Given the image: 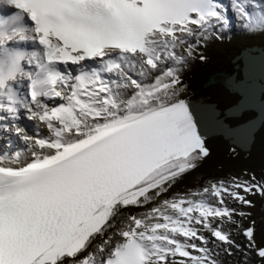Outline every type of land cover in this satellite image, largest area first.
Returning <instances> with one entry per match:
<instances>
[{"label": "bare ground", "instance_id": "1", "mask_svg": "<svg viewBox=\"0 0 264 264\" xmlns=\"http://www.w3.org/2000/svg\"><path fill=\"white\" fill-rule=\"evenodd\" d=\"M233 4L238 5H231L230 8L226 0H215L211 11L216 16L207 15L198 19L194 25L182 24L175 28L174 39L152 35L154 51L160 54L154 69L139 56L127 55L118 70L108 72L111 86L104 96L109 99L108 105L92 97H83L86 106H73V112L62 121L64 129L61 127L57 135L44 133L45 136H39L38 123L34 130L33 122L29 123L31 127L25 126L29 132L19 131V122L11 124L9 128L12 132H5V139L13 135V140L17 142L16 148L15 145L9 148L18 149L19 156H15L14 150L11 156L1 154L0 158L15 163L25 161L28 157L48 156L61 145L72 144L103 129L160 109L178 107L189 99L215 105L219 110L231 107L237 101L236 94L228 92L222 85L207 89L203 85L209 76L216 73L232 74L233 65L230 62L238 52L259 46V40L264 37V0H233ZM230 15L237 16L238 20H228ZM126 75L135 83L127 81ZM237 78L240 79V74ZM31 111L28 107L26 116H32ZM247 113L237 119H227V123L241 124L250 119ZM198 119H204L200 122L210 135L207 117L199 113ZM201 123L196 122L195 127L203 135L204 127ZM32 133L39 136L37 141L44 138L48 142L51 140V147L40 151L34 149L30 140ZM20 137L24 142L18 141ZM254 138L247 152H242L216 136L200 143L188 158L171 162L152 174L142 186V190L147 191L142 198L135 203L115 206L108 223L85 247L72 257L61 256L58 263L96 264L109 254L111 248L124 242V233L129 234L130 238L142 236L163 217L173 219L176 216L178 219L181 214L177 213L176 208L182 206L179 202L189 205L196 197L202 202L204 213L201 216L194 213L185 219V226L178 225L181 230L174 234L180 242L179 253L150 243L149 264L213 263L211 260L220 258L224 246L229 247L230 243L223 244L218 237L227 234L235 236L238 230L243 229L237 228L226 218L229 212L237 221L248 224L242 233L249 230L250 241H253L251 221L254 215H258L256 193L262 181L254 175V162L261 160L260 150L264 152V137L258 139L255 134ZM236 195L238 198L234 200ZM192 230L201 238L200 241L184 238V231ZM243 234L239 237L247 242ZM256 252L252 253V260L258 257V248Z\"/></svg>", "mask_w": 264, "mask_h": 264}, {"label": "water", "instance_id": "2", "mask_svg": "<svg viewBox=\"0 0 264 264\" xmlns=\"http://www.w3.org/2000/svg\"><path fill=\"white\" fill-rule=\"evenodd\" d=\"M230 63L233 65L232 74L211 75L203 88L222 85L226 90L237 95V101L225 110H217L215 105H205L203 101L193 100L195 107L191 111L199 123L200 120H204L198 119L199 113L204 114L208 119L206 122L211 133L209 135L201 123L204 127L202 136L206 135L207 138L220 136L224 140H230L228 142L230 145L247 152L255 139L254 135L264 126V48L243 49ZM239 74L240 79L237 78ZM247 112H253L254 117L238 125L227 123L226 119H237Z\"/></svg>", "mask_w": 264, "mask_h": 264}, {"label": "rangeland", "instance_id": "3", "mask_svg": "<svg viewBox=\"0 0 264 264\" xmlns=\"http://www.w3.org/2000/svg\"><path fill=\"white\" fill-rule=\"evenodd\" d=\"M229 4L231 8V5L233 4V0H229ZM234 5L236 6L238 4H234ZM234 19L238 20L237 16H235ZM257 45L259 46H254V47L264 48V37H262L259 40ZM247 117L248 118L254 117V113L253 112L247 113ZM28 118H29L28 122L31 123L32 120H30V117ZM261 137H264V127H262L256 133V138L259 139ZM19 140L23 141L21 137ZM13 143H14V140H13ZM5 150H8V149H5ZM260 155H261L260 157L261 160L254 162V175L259 177L262 180L259 182V187H258L259 192L256 193V195L258 194V196H256L258 197L256 201V211L258 212V215L257 216L254 215L251 221L252 227H253L252 230L254 229V234H253L254 240L250 241V237H248V239L246 238L247 242H243L240 239L239 236L242 234V230L244 229V227L247 228L248 224L241 223L240 220L237 221V219H235V216L231 214L232 212H229L226 218H229L230 219L229 221H231V223L234 224V226L237 225V228L240 229V227H243V229H240V231L238 230L235 236L227 234L230 239L229 241L230 243L228 244L229 247L225 245L220 258H216L217 260L213 258L211 260L213 263L211 264H264V152L261 153V150H260ZM195 199H197V197ZM230 208H233V206H231ZM118 245H120V243ZM257 248L260 253L258 254V257L252 260L251 258L253 257L252 253L254 252L256 254Z\"/></svg>", "mask_w": 264, "mask_h": 264}]
</instances>
